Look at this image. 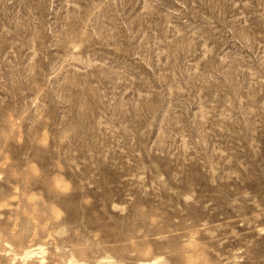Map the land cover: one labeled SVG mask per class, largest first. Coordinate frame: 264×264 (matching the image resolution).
Masks as SVG:
<instances>
[{"label": "rangeland", "instance_id": "obj_1", "mask_svg": "<svg viewBox=\"0 0 264 264\" xmlns=\"http://www.w3.org/2000/svg\"><path fill=\"white\" fill-rule=\"evenodd\" d=\"M147 260L264 264V0H0V264Z\"/></svg>", "mask_w": 264, "mask_h": 264}, {"label": "bare ground", "instance_id": "obj_2", "mask_svg": "<svg viewBox=\"0 0 264 264\" xmlns=\"http://www.w3.org/2000/svg\"><path fill=\"white\" fill-rule=\"evenodd\" d=\"M37 248L40 249V250H42V252H43V250H44V249H42V248H43L42 245H41V246H38ZM36 252H37V251H36ZM26 253H27V254H29V253H35V251H34L33 249H31V250H27ZM105 257H106V256H105ZM108 259H109V258H107V260H108ZM107 260H106V262H108ZM109 263H111V261H109ZM115 263H116V262H115ZM106 264H108V263H106ZM141 264H142V263H141ZM143 264H151V262L147 260V261H144Z\"/></svg>", "mask_w": 264, "mask_h": 264}]
</instances>
